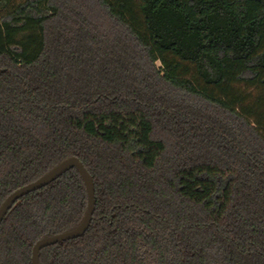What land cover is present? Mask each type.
I'll return each mask as SVG.
<instances>
[{
  "label": "trees",
  "instance_id": "16d2710c",
  "mask_svg": "<svg viewBox=\"0 0 264 264\" xmlns=\"http://www.w3.org/2000/svg\"><path fill=\"white\" fill-rule=\"evenodd\" d=\"M242 87L264 90V0H0V206L77 156L93 218L41 264H264V103ZM87 204L77 168L19 198L0 264Z\"/></svg>",
  "mask_w": 264,
  "mask_h": 264
},
{
  "label": "water",
  "instance_id": "95a60500",
  "mask_svg": "<svg viewBox=\"0 0 264 264\" xmlns=\"http://www.w3.org/2000/svg\"><path fill=\"white\" fill-rule=\"evenodd\" d=\"M72 168H77L79 170V173L84 181L87 190L88 204L84 218L78 226L71 230L39 239L33 246L32 264H41L39 260V253L44 247L79 237L86 232L92 221L93 214L96 208V188L93 176L79 157L70 156L59 162L37 180L16 189L3 201L0 206L1 224L7 212L12 208V206L19 198L48 185Z\"/></svg>",
  "mask_w": 264,
  "mask_h": 264
},
{
  "label": "rangeland",
  "instance_id": "374dc122",
  "mask_svg": "<svg viewBox=\"0 0 264 264\" xmlns=\"http://www.w3.org/2000/svg\"><path fill=\"white\" fill-rule=\"evenodd\" d=\"M158 64L160 65V62ZM240 92L242 93V98L245 99L244 106L259 105L260 101L264 103V90L242 87ZM261 111L264 112V106L261 107Z\"/></svg>",
  "mask_w": 264,
  "mask_h": 264
}]
</instances>
